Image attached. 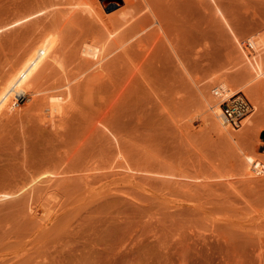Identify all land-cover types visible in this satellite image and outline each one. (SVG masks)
Masks as SVG:
<instances>
[{
  "label": "rangeland",
  "instance_id": "1",
  "mask_svg": "<svg viewBox=\"0 0 264 264\" xmlns=\"http://www.w3.org/2000/svg\"><path fill=\"white\" fill-rule=\"evenodd\" d=\"M73 1L0 0V26L31 16L0 30V77L47 30L58 32L63 67L46 62L36 87L75 77L54 125L38 109L45 92L21 96L17 111L0 115L3 176L24 170L26 142L31 156L60 165L39 183L51 194L45 188L31 200L49 194V214L17 203L19 215H0V264H167L181 248L188 264L210 254L208 264H226L236 250L243 264H264V173L245 175L242 156L264 161V76L247 84L258 107L233 131L236 141L204 108L215 79L233 87L250 80L224 19L241 42L264 35V0H82L92 14ZM84 43L113 51L91 67ZM237 95L253 108L246 92ZM8 205L0 200V209ZM33 213L50 216L38 222Z\"/></svg>",
  "mask_w": 264,
  "mask_h": 264
},
{
  "label": "bare ground",
  "instance_id": "2",
  "mask_svg": "<svg viewBox=\"0 0 264 264\" xmlns=\"http://www.w3.org/2000/svg\"><path fill=\"white\" fill-rule=\"evenodd\" d=\"M77 7L83 11L88 12L89 14L93 13L91 7L85 1L75 0L71 3L72 9L77 8ZM121 15L125 19V22L129 20L127 18V12H124ZM30 17H31L30 15H23V16L18 17L16 19H14L15 18L14 17L13 18L14 20H12L11 22L6 21L8 23L4 22V23H6L4 25L2 23L3 26H0V30H2L3 28H6V27L8 29L9 28H15L18 25L26 22ZM156 20L158 21V19L156 17H153V19L150 21L149 24H154ZM158 24L160 26L159 22H158ZM224 25L230 31V34H231L233 40L238 43L239 49L241 52V55H240L241 59L239 60V62L240 61L243 62L248 67V70L251 73V78H250V80L247 81V83L245 82L246 84L243 83L242 85L240 84V86L237 85L234 87L231 85V83L227 82L225 79L224 80L222 78H220V79L217 78L218 80L215 79L213 84L211 83L212 86L209 87V89L210 88L211 89L208 92V94L204 95L205 97L206 96L208 97V95L210 94L208 98L206 97L207 103H205L206 105H204V108L207 106L206 110H209L210 115L215 119V122L217 124L218 129L220 131H222L225 135H227L228 138H230V140L232 139V140L236 141V139H235L236 135L234 134L233 131H236L237 129H235L236 127H233L225 118V116L223 114L222 104L227 102V101H230L232 99V97L236 96L240 92H242V91L246 92L249 95V98L251 99V101L253 102V108H252L253 111L251 110L250 114H246L244 116V118L241 120V122L239 124V127L242 126L243 124H245L247 121H251V120H249V118H252L250 116L257 110L258 106L254 102L253 96L250 94L251 89H250L249 85H247V84L249 82H251L252 80H255V79H258V78L264 76V64L261 60V55L264 52V35L262 33H261V35H260V33L259 34L254 33L252 35H248V38L245 41L241 42L240 40H238V37L236 36L234 31L230 27L229 23L225 19H224ZM144 29H145V26L142 27L140 29V31H143ZM114 32H115V30H111L108 33H109V35H113ZM58 37H59V35H58L57 30L45 31L37 39V41L34 42L28 48V50H26V52H24L17 59L16 63L13 64L8 70H6L2 74V76L0 77V115L1 116H2V114L5 115L7 113L10 114L12 112L17 111L19 109V106H20L19 98L21 96L22 97L31 96V95H35L38 93H44V92H45V94L42 95L43 101H42V103L39 104V108H38L40 111L43 112V113L41 112L43 115L42 117L44 118V116L47 114L49 116L48 118H49L50 122L51 121L54 122L55 120H53V119L55 117H58L62 113L63 104L68 103L69 100L71 99L70 96L72 95V92L70 90L71 89L70 84H71L72 80H75L74 79L75 77L73 78V76H72V78L66 79L67 75H65L66 78L64 77L65 80H63V82L61 81L59 84H55V85L43 87V88L38 87V86L36 87L35 81H34L36 73L39 71V69L46 62L56 63L59 66L63 67L62 60H60L59 56H56L57 51L55 50V48H56V45L58 43V39H59ZM103 47H104L103 44L98 45L95 43H84L83 45H81L80 52L82 55L91 56L94 58L92 60V63L90 64L91 67L93 65L94 66L96 65L99 67L102 60L109 55V52L113 51V50H110L108 52L103 53V49H104ZM118 47H120V46H118ZM172 49H173V46H172ZM173 51H174V49H173ZM144 52H146V51H144ZM143 54H145V53H142L141 56L144 58ZM174 55L177 57V56H179V53L176 52V50H175ZM194 55L197 58H200L202 56L201 52H199V51H195ZM98 67H97V69H98ZM204 96H203L202 100H204ZM44 112H45V115H44ZM46 117L47 116H45V119H46ZM49 120L47 119L46 121H48V123H49ZM97 120H99V117ZM97 120L95 119V122ZM52 124L54 125L55 122ZM246 124H249V123L247 122ZM26 143H25V148L22 149L23 150L22 155L23 154L24 155L22 156L23 159L21 160L22 164H20L24 170H20L19 171L20 173L17 172V174L13 173L14 175L12 174L11 176H6V175L3 176L0 172V174L2 175V176L0 175V184H3L0 186V200L9 204L5 209H0L1 217H2V213H3V218H2L3 220H1V221H7L10 217L11 218L9 220H11L12 219L11 215H14L13 216V218H14L18 214V211H19V209L16 210V209H14V207L16 208L21 203H23V204H21L23 207H24V204H26L24 209L26 208V210H27V208H30V210H31V208H32L31 205H36L34 203L31 204V200H33V198H35V196H37L38 192L43 191L45 188H48V190H49V188L51 189V186L49 184H48V186L43 185V187L47 186V187L43 188L42 185L39 183H43V181H46V180L48 181L50 179L49 174L58 173V169L60 168V165H59L56 167V170H54L53 166L48 164L47 159H45L43 157L39 158L38 156L35 157L36 156L35 151H32L33 153L35 152V155L31 156L30 155L31 153L29 154V152H27L30 149H28V147L26 146ZM261 153L264 154V152H261ZM65 154L62 157L66 156ZM120 156L121 155L119 153L117 157H120ZM242 156L244 158L246 165L248 166V169L244 173L245 175H251L252 176V175L264 173V161H262L263 159H259L258 157H255L254 155L249 154V153H245V152L242 153ZM66 158H67V156H66ZM66 158H64V159L67 160L68 158L67 159ZM63 160L61 162H63ZM114 165H116V164H114ZM118 165H116L115 167L120 168L121 165L120 166H118ZM110 168H111V166H110ZM112 168H114V166ZM121 168H123V166H121ZM127 168L128 167H126L125 169H127ZM258 176H261V175H258ZM54 191H56V190H54ZM44 192H46V191L44 190ZM48 192L51 194L50 190ZM48 192H46V194ZM46 196H43V199L49 200L50 195L48 194L49 197H47V198H46ZM51 197H56V196H54L52 194ZM36 198H37L36 200L39 201L38 200L39 197H36ZM51 199L49 201H47V200L44 201L45 204H47V203L50 204V206L48 205V207H47V205L44 207V202L42 200L39 201V202L42 201L40 203L42 206L40 204L36 205L37 207H39V206L43 207L42 209L40 208L42 213L47 214L49 212L51 206L53 205V207H54V202H52ZM36 200L34 202H36ZM56 200H58V199H56ZM49 202H52L53 204L51 205V203H49ZM17 203H20V204L16 205ZM55 203L57 206L56 201H55ZM4 206H6V205H4ZM22 206H20V207L23 209ZM20 207H18V208H20ZM35 207L32 208L33 212L35 209L37 210V207L36 208ZM36 210H35V212H36ZM51 210H53V209H51ZM20 211H19V214L22 212V211L21 212ZM54 211H55V208H54ZM27 212L29 214V210H27ZM53 212L50 211V213H53ZM4 213L6 215L10 214L8 219ZM42 213L39 214V215H41V217L37 215L40 219H42L41 221H44V219L46 220V218H48V216H50V215H45V214L42 215ZM34 214H36V213H33V216H35ZM42 216H44L45 218H42ZM38 217L35 216V220L37 219V221L39 222L40 219H38ZM17 229H19V228H16V230ZM17 231L20 232V229ZM21 231H23V229H21ZM123 243H124V241L122 242V244ZM65 245H67V244L65 243ZM68 247H69V244H68ZM187 250H188V248H181V249L175 251L174 254L176 255L178 260L176 262H174V260L172 261L170 259L172 257H170L169 259L171 261L169 260L167 262V264H188V261H189L188 253L189 252H187ZM206 250L203 249L202 251L206 252ZM234 250H236V248H234ZM199 251H201V250H199ZM208 251H207V253H208ZM232 251H233V249H232ZM258 252L256 253V254H258L257 259H259V258L262 259L261 252H260V254ZM191 253L192 252L190 251V254ZM195 253H193V256ZM207 253L204 255L203 252H201L202 256L203 255L205 256V259L208 257L207 255L210 254V253L209 254H207ZM236 253H237V250L235 253L233 251V253H231L229 256H224L226 258H224L223 261H225V259H226V264H243L241 262L240 254L238 255ZM198 254H196V255H198ZM168 255H170V254L168 253ZM210 255L211 256L209 258L212 257V254H210ZM147 256H148V258H150L149 254ZM193 256L191 258V255H190V259L198 258V256L196 258H193ZM204 256H203V258H204ZM208 259H207V261H208ZM146 260H147V258H146ZM151 261H154V260L151 259ZM206 262H202V264L203 263L205 264ZM208 262L206 264H208ZM149 263H153V262H149ZM189 263H191V262H189ZM155 264H157V263H155ZM191 264H195V263H191Z\"/></svg>",
  "mask_w": 264,
  "mask_h": 264
},
{
  "label": "built area",
  "instance_id": "3",
  "mask_svg": "<svg viewBox=\"0 0 264 264\" xmlns=\"http://www.w3.org/2000/svg\"><path fill=\"white\" fill-rule=\"evenodd\" d=\"M251 103L243 96L236 95L223 103V114L233 127H239L241 120L251 111Z\"/></svg>",
  "mask_w": 264,
  "mask_h": 264
}]
</instances>
